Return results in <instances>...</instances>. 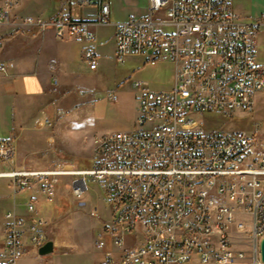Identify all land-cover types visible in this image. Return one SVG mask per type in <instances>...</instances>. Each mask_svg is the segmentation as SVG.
I'll return each instance as SVG.
<instances>
[{
    "label": "built area",
    "instance_id": "1",
    "mask_svg": "<svg viewBox=\"0 0 264 264\" xmlns=\"http://www.w3.org/2000/svg\"><path fill=\"white\" fill-rule=\"evenodd\" d=\"M23 0H0V15H12ZM111 16L109 0H64L57 15ZM145 15H239L233 0H148ZM133 16V15H130ZM38 33L46 31H36ZM87 41L95 32H57ZM118 61L136 55L157 65L174 64V84L150 89L133 82L137 115L131 129L108 130L95 138L92 165L77 168L57 162L41 168H6L16 149L0 142V177L52 198L62 176H75L76 197L86 179L100 182L111 204L95 244L97 264H229L245 257L234 247L232 232L245 233L251 262L264 264L256 252L264 236V142L243 128L204 130V111H252L264 91V65L257 60L256 33H115ZM83 60L98 65L97 51L87 47ZM9 64L0 63V74ZM118 95L112 93L111 99ZM42 123V122H41ZM44 125L52 123L43 121ZM4 213V247L0 264H17L29 249L47 240V220L38 198ZM94 215L99 217L98 207ZM247 215L244 220L241 215Z\"/></svg>",
    "mask_w": 264,
    "mask_h": 264
},
{
    "label": "rangeland",
    "instance_id": "2",
    "mask_svg": "<svg viewBox=\"0 0 264 264\" xmlns=\"http://www.w3.org/2000/svg\"><path fill=\"white\" fill-rule=\"evenodd\" d=\"M42 1L47 3L44 8ZM109 2L110 19L94 27L99 38L93 47L98 54L96 69L87 66L78 50L71 65L80 73H66L61 78L52 79L53 92L48 96L20 100L19 103L23 105L20 115L15 111L14 104L11 105L15 99L7 94L0 96V138L10 134L14 123L17 132L27 126L25 136L30 144L44 145L46 135L48 138L43 151L34 153L31 158H22L20 166L31 164L32 168H39L57 162L72 164L77 168L91 166L95 138L99 134L117 128L134 127L138 104L134 81H145L150 89H169L173 86L175 68L169 60L151 65L136 55L128 56L124 61L116 58L114 23L126 20L130 15H145L148 0ZM60 3L61 0H23L14 15L17 23L3 24L0 28L2 49L18 43L22 50L29 39L25 29L31 30L30 27H33L25 24L23 18L26 15L49 18ZM87 10L91 11L89 14H95L94 8L88 7ZM77 47L80 49L81 45H76V50ZM112 93L118 95L117 99L109 98ZM45 120H49L52 125H44ZM199 121L204 130L224 132L243 128L264 142V91L257 96L252 111H204ZM13 161L4 162L1 169L15 167ZM74 177L62 176L52 198L47 195L40 197V193L29 188H21L16 192L17 202H26L34 197L39 199L47 220L48 240L54 242V250L45 255L26 251L23 264H96L100 260L101 251L95 239L101 234L100 220L110 217L111 204L103 185L90 178L86 179L87 190L81 197H76L71 189ZM13 189L11 178L0 177V194H7L6 203L0 206V224L5 223L3 214L14 201L11 193ZM96 206L99 217L93 212ZM240 217L248 220L246 214ZM232 239L235 248L244 250L245 257L229 264L250 263L252 249L248 237L245 233L235 231L233 226ZM256 252L260 254V246Z\"/></svg>",
    "mask_w": 264,
    "mask_h": 264
},
{
    "label": "crops",
    "instance_id": "3",
    "mask_svg": "<svg viewBox=\"0 0 264 264\" xmlns=\"http://www.w3.org/2000/svg\"><path fill=\"white\" fill-rule=\"evenodd\" d=\"M63 1L64 0H61L58 8L52 14H50L49 18L45 19H50L53 17L55 18L59 13V9ZM41 3L43 5L42 8H44V6L46 7L47 3H45V1H42ZM19 5L14 10L13 14L10 15L9 22H6L4 25L17 23L16 21H14V15L18 10ZM233 5L238 14L246 21H253L255 18L259 19V17L263 19L264 0H233ZM88 7L94 8V13H96V11L98 10V7L96 6H87L81 10V14L83 16L76 15V17H80L83 19H93V17L95 18L96 16H94V14H89L91 11L87 10ZM114 24L116 27V23ZM4 25H2L1 27H3ZM97 25L99 24L94 23L91 25V29L96 34V39L93 41H87L68 34L64 37H58L55 35V32L52 28L48 29L46 32L38 33L36 32L38 31L37 29L28 26L31 28V30L25 29V35L28 36L29 39L28 43L22 50L20 49L18 43H13L12 45L10 44L7 49H2V45L0 44V63L3 62L10 65L7 73L0 74V96L7 94L8 96H10V98L15 99V101L11 105L13 106L14 104L15 111H17V113L20 115L21 110L23 109V105L19 103L20 100L27 101V99H33L34 97L43 98L52 94V79L56 77L61 78L66 73H80L71 65V61L74 59V57H76L78 50L80 52L81 58L83 59L82 55L84 49H86L87 47L93 48L97 45L99 38L96 29L94 28ZM23 26L27 25L23 24ZM256 39L257 60L260 64L264 65V23L257 31ZM78 44L81 45V48L79 49L77 47L76 50L75 48L76 45L78 46ZM12 127L13 128H11L10 134L5 138H0V140H10L14 144L16 154L13 162H15L16 168H32L31 164H29V166H20L19 162L22 158H31L34 153L43 151V146H45L48 141L47 135L46 143L44 145H39L36 143L30 144V142L28 141V137L25 136L27 126H23V128L19 132L15 130L17 127L16 123H14ZM13 133H15V135ZM35 192L40 193V197H43L44 195L39 191ZM11 193H13L14 195V201L11 204V207L6 209L5 211L15 207L18 212L26 213L25 201H16V193L14 189L13 191H11ZM6 200L7 194H0V206L4 205L6 203ZM38 204L40 207V211L43 214V207L40 205L39 199ZM3 220H5L4 214ZM4 225V222L0 224V250L3 249L5 242ZM28 251L34 253L38 252L35 249H29ZM22 259L23 257L18 260L17 264H23Z\"/></svg>",
    "mask_w": 264,
    "mask_h": 264
},
{
    "label": "bare ground",
    "instance_id": "4",
    "mask_svg": "<svg viewBox=\"0 0 264 264\" xmlns=\"http://www.w3.org/2000/svg\"><path fill=\"white\" fill-rule=\"evenodd\" d=\"M110 16H96L93 19L77 18L76 15H57L43 19L27 15L25 24L47 31L94 32L91 25L107 22ZM10 15H0V27L9 22ZM263 19L246 21L240 15H142L130 16L116 23L115 33H257Z\"/></svg>",
    "mask_w": 264,
    "mask_h": 264
},
{
    "label": "water",
    "instance_id": "5",
    "mask_svg": "<svg viewBox=\"0 0 264 264\" xmlns=\"http://www.w3.org/2000/svg\"><path fill=\"white\" fill-rule=\"evenodd\" d=\"M54 250V242L53 240H47L42 246L39 247L38 253L40 255H45L51 253ZM260 256L261 259L264 261V236L260 242Z\"/></svg>",
    "mask_w": 264,
    "mask_h": 264
},
{
    "label": "trees",
    "instance_id": "6",
    "mask_svg": "<svg viewBox=\"0 0 264 264\" xmlns=\"http://www.w3.org/2000/svg\"><path fill=\"white\" fill-rule=\"evenodd\" d=\"M54 18V17H53Z\"/></svg>",
    "mask_w": 264,
    "mask_h": 264
}]
</instances>
